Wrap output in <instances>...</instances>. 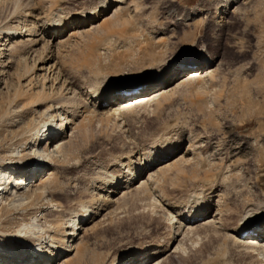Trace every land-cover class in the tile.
Wrapping results in <instances>:
<instances>
[{"label":"rangeland","instance_id":"374dc122","mask_svg":"<svg viewBox=\"0 0 264 264\" xmlns=\"http://www.w3.org/2000/svg\"><path fill=\"white\" fill-rule=\"evenodd\" d=\"M56 1L38 0L40 15L47 17L56 8ZM221 1L136 0V9L133 8L132 12L136 14H131L133 21L131 18L127 25H119L118 28L114 26L107 29L109 26L104 25L102 30H98L99 33L92 31L78 38L73 37L55 54L61 72L58 78L84 89L86 93L95 82L100 85L120 84L180 57L197 53L198 50L219 54L224 58L211 81L188 84L166 100L151 102L127 113L121 119L123 124L96 118L87 131L76 132L70 145L68 160L71 163L67 160L68 165L62 162L65 167L61 169L66 174L54 176L57 178L54 186L58 190L53 197L63 208L69 207L65 197L83 198L88 195L87 188L93 183V174L97 172L98 166L106 168L109 175H116L117 168L111 165L114 158H119L137 143L146 147L152 138L164 130L173 139L182 140L181 144L196 141L200 135L198 139L204 143L197 140L202 144L199 148L211 155H200L202 160H198L202 162L197 161L198 169L207 168L211 159L218 156L222 158L220 164L224 163L229 169L235 168L234 174L232 172L227 179V185L230 188L240 187L241 193L237 194L236 200L231 197L230 204L239 208L243 200L240 196L248 191V186L264 188V0H238L235 13L231 14L230 10L215 21V9ZM99 2L66 0L64 12L70 15L85 12L96 7ZM4 7L0 6V28L10 17L11 9ZM191 11H197L199 19L188 20ZM153 33L159 36L152 38ZM8 79L6 75L0 76V168H21L31 162V158H26L24 153H21V158L23 143L47 117L46 114L30 116L26 108L21 112L20 107L17 111L19 114L14 112L16 109L13 106L17 103L15 97L19 95L17 81L14 77L11 81ZM53 80L49 79V83L52 84ZM169 128L172 130L168 131ZM214 144L219 146L217 151L213 150V147H217ZM230 148L243 151L239 154L236 152L238 155L228 161ZM94 158L96 164L90 160ZM191 165L194 166V163ZM191 165L190 168L185 166L181 174L170 171L164 174L166 178L164 175L159 178L154 184L155 196L164 199L177 197V200L184 198L193 183L192 175L196 174V167ZM84 190L87 192H82ZM147 201L148 198L137 195L122 200L101 226L91 232H82L81 242L86 245L82 263L112 264L114 258L127 249L162 240L169 234L171 218L166 216L165 211L157 210L155 205L148 207ZM51 204L38 201L28 206L5 202L3 206L7 209L0 215V254L19 250L17 242L22 239L28 241L26 243L30 247L41 243V240L45 243L44 235L38 233V237H29L31 234L26 236L22 229L33 221L48 224L55 220L57 215L50 209L56 203L54 201ZM42 213L47 218L45 222ZM63 215L66 220L68 213ZM239 251L217 232L208 228L199 229L187 236L182 255L167 264H246V255Z\"/></svg>","mask_w":264,"mask_h":264},{"label":"bare ground","instance_id":"6f19581e","mask_svg":"<svg viewBox=\"0 0 264 264\" xmlns=\"http://www.w3.org/2000/svg\"><path fill=\"white\" fill-rule=\"evenodd\" d=\"M36 1L0 0L1 7L5 8V5L11 9L9 19L7 18L6 23L0 28V76L6 75L10 81L14 77L17 81L19 95L15 97L17 103L13 106L16 109L14 112L20 107L21 112L26 108L30 116L46 114L47 117L36 131L30 132L27 140L24 139L26 143H23L20 154L24 153L26 158H31V162L21 168L15 166L0 168V215L7 209L3 206L7 201H11L13 205L17 203L33 205L38 201L53 204L55 201L56 204L51 206L50 210L57 216L55 220L46 224L44 222L47 218L42 213L44 224L40 221V226L38 222L33 221L28 227L25 226L22 233L31 234L29 237L34 235V238L40 234L44 235L46 242L41 240V243L30 247L26 243L28 241L18 239L19 250L0 254V264H83L82 254L86 245L81 242L82 232H91L101 226L116 210L114 208H117L116 205L120 201L136 195L148 198V207L155 205L157 210L159 208L165 211L166 216L171 218L170 232L162 240L127 249L114 258L112 264H167L168 261L182 255L188 235L207 228L228 239L244 253L246 264H264V188L261 189L258 185L248 186V191L240 196L243 199L240 207L230 204V198L236 200L237 194L241 193L240 187L230 188L231 186L227 185L229 181L227 179L232 172L234 174L235 168L232 165L233 169H229L224 163V166L220 164L222 158L218 156L211 159L207 168L198 169L199 162H202L198 160L199 158L202 160L200 155L208 154L207 150L199 148L204 143L201 139L200 145L201 141L198 139L200 135L195 137L200 142L194 139L196 141L181 144L182 140L176 137L173 139L166 130L160 131L146 147L137 143V146L134 145V148L122 153L119 158H114L111 165L117 168L116 175H109L106 168L97 165V172L93 174L94 179L90 178L93 183L89 184L86 197H65L68 208H63L54 199L53 195L58 190L54 186L57 179L54 176L66 174L61 169L65 167L62 162L71 163V160H68L71 154L70 145L76 132L87 131L90 123L96 118L111 119L123 124L121 119L127 113L151 102L166 100L181 88H186L188 84L211 81L224 58L219 54L198 50L197 53L180 57L163 67L155 68L147 74L135 76L120 84L100 85L95 82L86 93L84 89L81 90L72 86L70 82L58 78L61 72L55 54L73 37L78 38L92 31L98 32L104 25L109 26L107 29L127 25L132 18L131 14H136L132 13L136 0H100L93 9L73 15L64 12L66 0H57L56 8L53 3L52 7L55 9H52L49 15L47 11V17L40 15L41 8ZM238 2L222 0L215 9V21L230 10L231 14L235 13ZM198 14L197 11H191L187 19H199ZM152 35V38L159 36L157 33ZM53 77L56 78L53 80ZM49 79L53 80L52 84L49 83ZM139 86L145 89L137 95L122 96V92L131 91ZM213 146H217L213 147V150L217 151L219 146L217 144ZM229 151L228 161L243 150L230 148ZM209 155L211 153L207 156ZM90 160L94 162L96 159ZM193 163L194 166L191 165ZM189 164L196 167V174L193 173L195 176L191 174L193 183L190 182L192 184L184 198L177 200L175 199L177 197L164 199L155 196L154 184L159 178L170 171L173 174H181L184 167L187 165L189 167ZM76 167L77 165L74 166ZM82 177L84 178V175ZM170 178L169 180L172 179ZM66 212L68 216L65 220L63 214ZM231 222L233 223L230 225ZM248 232L252 234L245 236Z\"/></svg>","mask_w":264,"mask_h":264}]
</instances>
